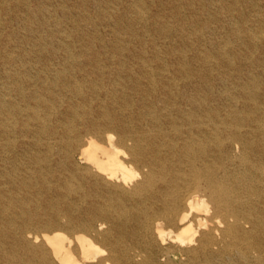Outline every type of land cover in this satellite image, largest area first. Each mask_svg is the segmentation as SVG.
Instances as JSON below:
<instances>
[{
  "label": "bare ground",
  "instance_id": "obj_1",
  "mask_svg": "<svg viewBox=\"0 0 264 264\" xmlns=\"http://www.w3.org/2000/svg\"><path fill=\"white\" fill-rule=\"evenodd\" d=\"M0 264H264V0H0Z\"/></svg>",
  "mask_w": 264,
  "mask_h": 264
}]
</instances>
